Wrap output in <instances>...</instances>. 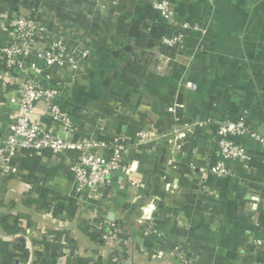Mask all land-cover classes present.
Here are the masks:
<instances>
[{
  "label": "crops",
  "instance_id": "0c3cea01",
  "mask_svg": "<svg viewBox=\"0 0 264 264\" xmlns=\"http://www.w3.org/2000/svg\"><path fill=\"white\" fill-rule=\"evenodd\" d=\"M168 1L196 26L183 48L160 43L175 27L151 0H0V142L17 114L10 98L41 78L3 63L9 22L36 15L76 60L55 71L77 125L68 138L122 136L133 163L88 202L65 160L22 149L0 173V264H253L254 239L264 254V146L249 141L251 164L230 163V176L212 171L220 121L245 117L264 135V0ZM155 52L170 60L161 73ZM33 118L63 136L42 101Z\"/></svg>",
  "mask_w": 264,
  "mask_h": 264
},
{
  "label": "built area",
  "instance_id": "2783aa9c",
  "mask_svg": "<svg viewBox=\"0 0 264 264\" xmlns=\"http://www.w3.org/2000/svg\"><path fill=\"white\" fill-rule=\"evenodd\" d=\"M150 5L175 27L173 33L160 37V43L169 48H183V30L194 29L196 26L181 21L168 0H151ZM9 24L12 39L3 48V63L7 68L18 66L23 74L31 70L41 75V78L25 77L19 84L16 95L10 98L11 102L18 105V109L10 126V135L0 142V173L8 171L22 149H49L56 157L65 160L73 176L75 193L83 195L88 202L100 201L106 189L111 187V177L115 170L127 174L133 169V163L122 160L129 145L122 136H116L105 143L94 140L72 142L68 138L77 129V125L71 120L69 111L60 104L61 80L55 76V71L76 63L71 49L60 35L48 32L36 15H14ZM41 35L49 43L46 47L36 48L37 39ZM154 57L157 59L156 72L165 71L169 57L159 52H155ZM36 60L39 64L35 63ZM189 87L194 88L195 85L192 83ZM39 101L45 104L47 117L58 126L63 136L34 120L33 114ZM216 133L218 155L212 171L219 177L233 174L230 166L232 162L251 164L249 141L264 146V135L254 131L245 117L220 121ZM138 135L146 137L143 132ZM97 147L106 149L108 155L97 154L94 151ZM248 243L254 245L258 254V259L253 264H264L260 242L254 239Z\"/></svg>",
  "mask_w": 264,
  "mask_h": 264
},
{
  "label": "water",
  "instance_id": "95a60500",
  "mask_svg": "<svg viewBox=\"0 0 264 264\" xmlns=\"http://www.w3.org/2000/svg\"><path fill=\"white\" fill-rule=\"evenodd\" d=\"M111 219V218H110Z\"/></svg>",
  "mask_w": 264,
  "mask_h": 264
}]
</instances>
